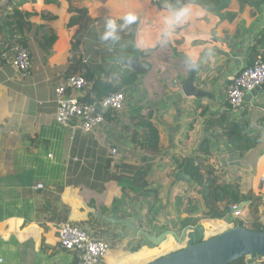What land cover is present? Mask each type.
<instances>
[{
	"label": "crops",
	"instance_id": "crops-1",
	"mask_svg": "<svg viewBox=\"0 0 264 264\" xmlns=\"http://www.w3.org/2000/svg\"><path fill=\"white\" fill-rule=\"evenodd\" d=\"M79 1L80 21L69 29L65 0H0V52L16 43L32 58L26 74L10 65L0 72V264H77V255L60 245L65 224L110 244L103 264H148L186 246L170 236L156 247L126 225L109 223L114 216L151 236L203 226L211 238L237 221L262 226L264 87L248 93L238 111L227 91L228 78L264 57V0H181L192 16L166 44L157 42L162 2ZM129 11L138 13L137 25L116 43L102 42L105 19L119 21ZM138 32L148 41L143 48L135 47ZM53 33L48 55L40 40ZM73 41H80L78 57L95 79L115 86L135 73L124 61L139 57L151 66L122 88L123 110L91 133L56 120L55 88L68 77ZM189 54L199 61L195 86L210 97L182 92L193 70ZM143 118L156 129V147H143L150 136ZM189 167L203 174L216 168L217 183L239 186L247 199L221 219H200V187L177 179L182 171L190 176ZM209 223L219 224L210 230Z\"/></svg>",
	"mask_w": 264,
	"mask_h": 264
},
{
	"label": "built area",
	"instance_id": "built-area-1",
	"mask_svg": "<svg viewBox=\"0 0 264 264\" xmlns=\"http://www.w3.org/2000/svg\"><path fill=\"white\" fill-rule=\"evenodd\" d=\"M154 4L162 0H151ZM6 65L22 74L32 68V58L29 51L20 44H14L7 51L0 52V72ZM230 86L227 91L228 102L234 111L240 110L245 104L248 93L264 87V57H259L251 66L228 78ZM89 86L83 74L69 76L61 80L55 88L57 112L56 120L62 126L78 124L85 133H91L106 122L108 114L123 110L127 97L124 92H113L102 99H93L86 103L81 99ZM115 157L118 153L112 149ZM42 186H38L41 189ZM238 206L231 210L236 212ZM264 228V222L262 224ZM59 241L63 249L77 255V264H103L110 244L104 239L91 236L88 231L80 226L65 224L59 230Z\"/></svg>",
	"mask_w": 264,
	"mask_h": 264
},
{
	"label": "water",
	"instance_id": "water-1",
	"mask_svg": "<svg viewBox=\"0 0 264 264\" xmlns=\"http://www.w3.org/2000/svg\"><path fill=\"white\" fill-rule=\"evenodd\" d=\"M124 65L139 75L151 70V66L146 62H142L139 57L124 61ZM195 75L196 73L193 69L191 76L181 81L183 94L186 97H210L209 93L196 88ZM177 179L178 181H192V178L183 171L178 175ZM232 213L235 212L232 211ZM109 220V223L123 224L132 231L142 234L149 243L156 247L165 243L170 236L175 237L178 242L186 245L183 249L158 258L148 264H230L248 256L255 259L257 255L264 259V232L262 231H253L242 226H236L206 239L204 236L205 228L200 226L187 227L180 236L171 231H166L159 236H151L134 226L130 221L116 220L115 216Z\"/></svg>",
	"mask_w": 264,
	"mask_h": 264
},
{
	"label": "trees",
	"instance_id": "trees-1",
	"mask_svg": "<svg viewBox=\"0 0 264 264\" xmlns=\"http://www.w3.org/2000/svg\"><path fill=\"white\" fill-rule=\"evenodd\" d=\"M65 1L69 5L68 14L70 17L69 23L66 26L70 29L78 25L80 21V14L83 12V9L80 5L79 0ZM56 39L57 37L55 33L51 35L46 34L42 36L40 40V46L46 54L50 55L53 53V46L56 43ZM71 45L72 49L70 53L72 55V58L70 60L68 77L73 75H81L83 69L87 70V73L84 74V77L88 80L90 87L85 90L81 96V99L84 102L92 103L93 98L102 99L110 93L121 92L124 86L133 85V83H135V77H137L135 73H133V77L131 75L128 78H121L120 86H115L112 82H109L108 80L95 79V75L94 73H92L91 69L78 57L81 47L80 41H73ZM109 115L110 114L107 115L106 119L109 117ZM143 119L150 131V136H147L144 139L143 147L145 149H149L150 147H156L158 140L156 129L149 122H147V119ZM189 170H191L189 172L193 181H195L196 184L200 187L199 193L202 197L203 204L205 207V212L203 213L200 219H221L225 215V212H231V208L233 206H238L240 202L245 201L247 199V197L241 195V190H239V186L230 184H218L217 178L215 177L216 168L207 169L206 174H203L200 168L189 167ZM141 181H143L142 178L137 181V185H140ZM141 186L143 187V185H140V187ZM234 226H242L249 230L264 232V228L262 226L255 225L250 229L245 226L243 221H237ZM230 264H249V262L245 257L236 260L235 262H232Z\"/></svg>",
	"mask_w": 264,
	"mask_h": 264
},
{
	"label": "clouds",
	"instance_id": "clouds-1",
	"mask_svg": "<svg viewBox=\"0 0 264 264\" xmlns=\"http://www.w3.org/2000/svg\"><path fill=\"white\" fill-rule=\"evenodd\" d=\"M191 16L192 7L190 4L181 3V0H162L157 42L160 44L169 43L176 30L186 25ZM138 20L139 15L135 11L127 12L120 17L119 21L108 17L104 21V31L100 34L99 39L102 42L116 43L121 39L120 32L137 25ZM147 44L148 41L145 36L138 32L135 47L143 48ZM186 64L189 70L199 67L198 59L190 54L186 57ZM252 263L255 264L254 262Z\"/></svg>",
	"mask_w": 264,
	"mask_h": 264
},
{
	"label": "rangeland",
	"instance_id": "rangeland-1",
	"mask_svg": "<svg viewBox=\"0 0 264 264\" xmlns=\"http://www.w3.org/2000/svg\"><path fill=\"white\" fill-rule=\"evenodd\" d=\"M88 67L90 65H87ZM112 69H117V67H112ZM219 224V223H218ZM217 223H215L216 227L214 226V224L212 225L211 223H209L208 227H210V230H213L214 228H217L218 226ZM251 227V226H250ZM253 227V226H252ZM173 237V236H172ZM175 238V237H174ZM208 239V238H206ZM247 258V261L250 263L251 261L254 262L255 264H264V259L260 258L259 255L256 256L255 259H253L252 257L248 256L246 257Z\"/></svg>",
	"mask_w": 264,
	"mask_h": 264
}]
</instances>
